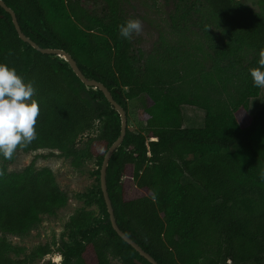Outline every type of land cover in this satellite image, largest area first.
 Instances as JSON below:
<instances>
[{"label":"trees","instance_id":"1","mask_svg":"<svg viewBox=\"0 0 264 264\" xmlns=\"http://www.w3.org/2000/svg\"><path fill=\"white\" fill-rule=\"evenodd\" d=\"M4 1L26 36L69 52L126 112L130 99L141 101L145 125L127 128L107 168L119 227L160 264H264V88L250 75L264 48V15L234 0H164L171 11L145 52L119 35L131 19V0H102V13L83 0ZM0 63L37 89V138L17 152L56 150L75 168L94 159L97 183L84 196L98 199L101 212L79 211L57 247L40 245L26 258L25 247L0 238V264H29L56 252L61 264H152L113 228L100 185L104 157L121 132L117 110L64 58L23 41L2 6ZM260 96L251 114L250 100ZM184 105L205 111L202 127L185 126ZM16 153L11 160L0 155V231L24 236L68 197L52 170L37 169L35 161L9 172ZM125 175L141 194H129Z\"/></svg>","mask_w":264,"mask_h":264},{"label":"rangeland","instance_id":"2","mask_svg":"<svg viewBox=\"0 0 264 264\" xmlns=\"http://www.w3.org/2000/svg\"><path fill=\"white\" fill-rule=\"evenodd\" d=\"M246 4L255 11L264 15V0H234ZM83 5L90 11L102 13L105 5L102 0H83ZM131 19H139L143 24V30L139 35L134 34L132 41L136 48H140L145 52L152 50L153 45L158 40V26L165 22L171 6H168L164 0H131L127 9ZM264 90H262L263 92ZM35 100V96L33 97ZM128 127L133 130H140L145 122L141 120L139 115L141 111V101L130 99L128 102ZM262 96L252 98L250 100L249 111L255 113L262 105ZM184 113V121L186 127H202L204 125L205 111L199 107L192 105H184L182 107ZM98 123V122H97ZM97 133V130L94 131ZM87 134L82 136L79 145L82 146L86 140ZM58 151L51 149H38L29 152L18 151L14 160L7 165L9 172H20L29 163L35 161L37 169L49 168L55 175L59 188L67 195L68 202L65 206L57 209L53 215L45 214L41 223L35 226L27 235L16 236L5 234L0 231V238L5 237L13 244L26 248V251L20 258H26L35 248L44 244H51L53 248L57 247L61 238L67 237L66 226L73 216L79 211L90 210L95 214H100V205L98 199L88 202L84 193L92 188L97 182L92 172L97 169L94 159L86 161L82 167L75 168L71 164L70 159L57 156ZM123 181L131 196L139 195L142 192L136 187L133 178L125 175ZM184 182L191 181L188 175L183 177ZM54 255V254H52ZM18 258V257H16ZM51 258V257H50ZM47 256L42 259H35L29 264H50L49 260L53 259ZM113 263L123 264L118 259L113 258ZM57 264V262H56ZM59 264V263H58Z\"/></svg>","mask_w":264,"mask_h":264},{"label":"clouds","instance_id":"3","mask_svg":"<svg viewBox=\"0 0 264 264\" xmlns=\"http://www.w3.org/2000/svg\"><path fill=\"white\" fill-rule=\"evenodd\" d=\"M209 28L206 26L207 31ZM142 30L143 24L139 19H128L119 25V35L127 40ZM258 65L250 69V75L254 86L264 88V48L259 51ZM36 93L33 82H25L15 68L0 63V155L6 160H11L18 149L28 147L37 138L40 108L33 99ZM3 174L0 170V175ZM261 177L264 178V172ZM150 198L155 202L156 194L153 192Z\"/></svg>","mask_w":264,"mask_h":264},{"label":"water","instance_id":"4","mask_svg":"<svg viewBox=\"0 0 264 264\" xmlns=\"http://www.w3.org/2000/svg\"><path fill=\"white\" fill-rule=\"evenodd\" d=\"M0 6H2L7 12H9L12 16L13 23L15 25V28L19 34V37L25 41L31 44L34 48L39 50L40 52L44 54H51V55H57L61 58H64L71 66L72 70L75 72V74L81 79V81L87 86V87H93L100 89L107 100L111 103V105L117 110V112L120 114L121 117V132L119 137L113 142V144L109 147L108 151L106 152V155L104 157L101 169H100V185L103 192L104 200L107 206V210L109 212L110 220L112 223L113 228L117 231V233L131 246H133L141 256L146 258L150 263L152 264H160L151 254H149L146 250L142 248L130 235L126 234L118 225L114 207L108 192V185H107V168L109 165V161L113 153L119 148V146L123 143L127 128H128V119H127V112L124 109V107L118 103L111 91L108 89V87L101 81H98L96 79L88 78L80 69L78 66L77 61L72 57V55L59 48H51V47H41L36 42H34L32 39H30L28 36L25 35V33L22 31L21 26L19 24L17 15L15 11L9 7L4 0H0ZM138 264H144L141 261L136 260Z\"/></svg>","mask_w":264,"mask_h":264},{"label":"built area","instance_id":"5","mask_svg":"<svg viewBox=\"0 0 264 264\" xmlns=\"http://www.w3.org/2000/svg\"><path fill=\"white\" fill-rule=\"evenodd\" d=\"M52 254H54V255H52ZM48 258H52L53 259V262H57V264L59 263V264H61V260H62V255L60 254V253H51V254H49L48 256H47ZM50 258V259H51Z\"/></svg>","mask_w":264,"mask_h":264},{"label":"flooded vegetation","instance_id":"6","mask_svg":"<svg viewBox=\"0 0 264 264\" xmlns=\"http://www.w3.org/2000/svg\"><path fill=\"white\" fill-rule=\"evenodd\" d=\"M95 89V88H94ZM97 89V88H96Z\"/></svg>","mask_w":264,"mask_h":264}]
</instances>
